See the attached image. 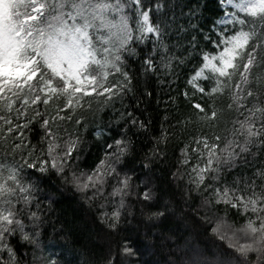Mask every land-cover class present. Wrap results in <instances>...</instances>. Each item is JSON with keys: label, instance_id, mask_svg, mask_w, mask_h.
<instances>
[{"label": "snow or ice", "instance_id": "obj_1", "mask_svg": "<svg viewBox=\"0 0 264 264\" xmlns=\"http://www.w3.org/2000/svg\"><path fill=\"white\" fill-rule=\"evenodd\" d=\"M0 264H264V0H0Z\"/></svg>", "mask_w": 264, "mask_h": 264}, {"label": "trees", "instance_id": "obj_2", "mask_svg": "<svg viewBox=\"0 0 264 264\" xmlns=\"http://www.w3.org/2000/svg\"><path fill=\"white\" fill-rule=\"evenodd\" d=\"M68 215H69V218H71V212H70V210L68 211ZM165 225H166V226H169L167 222H165ZM170 226H171V227H176L175 224H172V225H170Z\"/></svg>", "mask_w": 264, "mask_h": 264}]
</instances>
